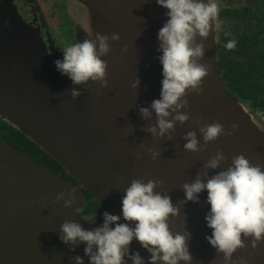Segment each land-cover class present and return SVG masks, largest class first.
Here are the masks:
<instances>
[{
  "label": "water",
  "instance_id": "1",
  "mask_svg": "<svg viewBox=\"0 0 264 264\" xmlns=\"http://www.w3.org/2000/svg\"><path fill=\"white\" fill-rule=\"evenodd\" d=\"M80 10L77 38H94L96 33L111 36L107 61L108 88L89 82L73 85L61 75L34 29L22 20L0 33V114L15 128L46 150L79 182V186L33 160L0 134V264H75L72 245L60 240V225L74 221L91 230L101 226L81 211L88 204L87 192L110 214H121L124 189L133 179L157 180L156 191L168 194L179 216L170 218L173 231L191 233L188 241L192 264H224L223 254L205 239L211 235L204 217L210 209L207 191L199 202H185L183 184L197 174L208 176L226 170L234 156L243 154L252 165H264V130L251 112L226 88L216 70L214 21L203 41L204 56L198 63L208 66L200 93L188 90L189 120L177 122L171 139L153 137L146 129L156 123V114L144 120L140 107H150L160 97L162 65L157 57V32L167 17L156 0H68ZM91 27L88 37L85 28ZM126 48V51L124 50ZM139 78L136 89L131 85ZM81 90L76 99L71 89ZM221 123L233 135H221L203 151L184 149V135L199 131L205 123ZM149 149L160 153L153 160ZM217 151L225 161L216 170L204 164ZM71 192L74 203L64 207L56 196ZM124 223L123 219L120 221ZM102 223V222H101ZM243 239V235H242ZM233 254L248 264H264V243L255 249L251 240ZM81 243L80 248L84 249ZM131 251L149 254L133 240ZM84 260V259H83ZM84 264H89L88 258ZM131 264V261H128ZM184 264V262H180Z\"/></svg>",
  "mask_w": 264,
  "mask_h": 264
},
{
  "label": "clouds",
  "instance_id": "2",
  "mask_svg": "<svg viewBox=\"0 0 264 264\" xmlns=\"http://www.w3.org/2000/svg\"><path fill=\"white\" fill-rule=\"evenodd\" d=\"M158 6L166 9L167 20L157 32L161 53L157 59L162 65L160 97L154 99L150 107H140L139 113L144 120L156 114V123L146 129L153 137L171 139L176 123L189 120V115L181 111L188 105V90L203 91V79L209 74L208 66L198 63L204 56L203 41L196 42L197 36L207 38L210 22L219 14L218 0H156ZM88 37L92 36L91 27H86ZM120 36L96 33L94 38H85L63 48V58L56 60L57 71L67 76L73 85L99 83L102 88L109 87L107 80L108 64L103 57L110 52L111 41ZM235 39L229 40L225 47H236ZM126 51V48L124 49ZM139 78L131 85L136 89ZM81 90L73 87L71 96L76 99ZM226 131L219 122L205 123L199 131L203 137L201 144L196 132H187L183 139L184 149L190 152L203 151L205 145L221 135H233L238 128L231 126ZM156 160L160 153L149 149ZM223 152L217 151L205 164V169L216 170L225 161ZM161 181L133 179L124 189L121 200V214L113 215L105 211L101 226L85 230L74 221H64L60 225V240L65 245L85 244L84 253L89 264H192V255L188 241L191 233L173 231L170 218L179 216V208L174 206L171 197L156 191ZM185 202H199L200 194L207 191L206 203L210 205L204 220L211 229V235L205 237L217 254H223L224 264H248L241 257L233 260V254L246 246L257 248L264 243V165H252L243 155L232 158L226 170L208 176L207 172L197 174L191 183L183 184ZM56 196L64 201V207H71L74 196L71 192ZM121 219L125 221L121 223ZM243 235V239H242ZM137 241L148 254L147 260L139 251H131L130 245ZM74 251V247L71 249ZM75 264H84L81 256L74 257Z\"/></svg>",
  "mask_w": 264,
  "mask_h": 264
},
{
  "label": "flooded vegetation",
  "instance_id": "3",
  "mask_svg": "<svg viewBox=\"0 0 264 264\" xmlns=\"http://www.w3.org/2000/svg\"><path fill=\"white\" fill-rule=\"evenodd\" d=\"M219 14L214 21L216 70L226 88L251 112L264 130V0H218ZM80 10L68 0H0V33L22 20L34 29L48 53L63 58V48L79 42L77 27ZM22 19V20H21ZM235 39L236 47L225 44ZM10 123L0 114V134L11 143ZM16 148L42 166L80 185L36 144L20 141ZM88 205L81 214L103 222L105 209L87 192Z\"/></svg>",
  "mask_w": 264,
  "mask_h": 264
},
{
  "label": "trees",
  "instance_id": "4",
  "mask_svg": "<svg viewBox=\"0 0 264 264\" xmlns=\"http://www.w3.org/2000/svg\"><path fill=\"white\" fill-rule=\"evenodd\" d=\"M10 127H11V132H10V135H11V137H13L14 138V140L16 141V142H12L11 141V143L12 144H10V142H9V144L10 145H12V146H14V147H16V146H19L18 144H21L20 143V141H24V142H29V143H33V144H36L37 146H39L37 143H35V142H33L30 138H28L25 134H23L20 130H18L17 128H15L13 125H10ZM40 147V146H39ZM42 148V147H41ZM43 149V148H42ZM47 152V151H46ZM50 155V154H49ZM51 156V155H50ZM52 157V156H51ZM53 158V157H52ZM54 159V158H53ZM54 161L56 162L57 160H55L54 159ZM58 162V161H57ZM56 162V163H57ZM60 166H62L60 163H58ZM95 201V200H94ZM95 202H97V201H95ZM99 203V202H98ZM92 204H94V202L93 201H91L90 202V205L92 206ZM100 204V203H99ZM88 205V204H87ZM101 205V204H100ZM91 206L90 207H87L86 208V210L87 211H89V210H91ZM102 207V206H101Z\"/></svg>",
  "mask_w": 264,
  "mask_h": 264
},
{
  "label": "rangeland",
  "instance_id": "5",
  "mask_svg": "<svg viewBox=\"0 0 264 264\" xmlns=\"http://www.w3.org/2000/svg\"><path fill=\"white\" fill-rule=\"evenodd\" d=\"M79 24V23H78ZM87 218V217H86ZM88 220H91L90 218H87ZM93 219V218H92ZM93 220H96V219H93ZM99 221V223L100 224H102L101 223V221L100 220H98ZM85 230H88V229H86V227L85 226H82ZM80 246H81V244H78V245H75V246H71L70 248L72 249L73 247H74V252L76 253V255L77 256H81L84 260H86V258H88L86 255H85V253H84V249H81L80 248ZM73 251V250H72Z\"/></svg>",
  "mask_w": 264,
  "mask_h": 264
}]
</instances>
